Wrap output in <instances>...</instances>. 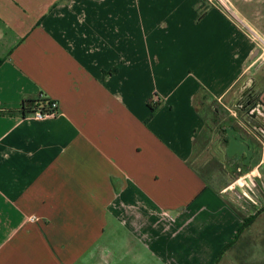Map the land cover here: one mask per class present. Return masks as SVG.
<instances>
[{"label":"crops","instance_id":"1","mask_svg":"<svg viewBox=\"0 0 264 264\" xmlns=\"http://www.w3.org/2000/svg\"><path fill=\"white\" fill-rule=\"evenodd\" d=\"M228 1L264 36V0ZM47 8L0 21V264H264L263 154L228 185L197 163L222 164L196 143L199 91L228 101L264 64L245 29L208 0ZM38 97L59 114L24 115Z\"/></svg>","mask_w":264,"mask_h":264},{"label":"rangeland","instance_id":"2","mask_svg":"<svg viewBox=\"0 0 264 264\" xmlns=\"http://www.w3.org/2000/svg\"><path fill=\"white\" fill-rule=\"evenodd\" d=\"M51 1H57V0H0V21L2 20L4 22L5 19H10L11 21H14V19H20V20H32L35 22H39L41 19L44 18L45 15H47L49 8H47V5L49 4V2ZM252 81L255 83L254 86H256V89L258 91H260L261 93V98L264 99V64H262L259 67H256V69H252L247 76H245V79L240 81L236 87H235V96L234 94L231 96L233 98H229L228 101H221V103L218 102H212L211 101V105L214 107H222L223 111L225 110L226 112H228L229 116L226 118L229 120L230 117H232V123L235 124L236 121L240 122L241 124L244 123V121L240 118V113H239V108H237V103H241L239 102L242 100V93L243 90H245L247 88V86L249 84L252 83ZM245 83V85H244ZM196 100V99H195ZM211 99H208L207 101H210ZM223 105H225L226 107H224ZM200 114L201 116H205V118L207 119L206 121L208 123L213 124L212 123V115L209 116L206 112V107H201L200 109ZM222 113V112H221ZM244 118L248 119V116H246V113L242 114ZM251 117V116H250ZM253 120L249 119L251 122H254L255 125H261L257 119H255L254 117H251ZM225 121V120H224ZM222 121V122H224ZM218 128H216V126H213V129L211 130V132L207 133V136H205V138H203L205 140V143L209 144V148H210V154H212L211 152H215V150L217 149L222 156V164H220V162L214 158H208V162L207 159L206 160H198L197 163L202 167V172L206 173V174H212L214 177H218L219 178V185H222L226 183V181L222 180L221 177L224 176V178L229 177V179L233 180V179H238L239 177H242L243 173L240 171L238 173L234 172V169L236 167L239 168V166L234 167V165H236V163L234 164H230V160H227L226 158V152L224 153V148H225V143H226V134L224 132H222L221 130H216ZM262 154L264 156V147H263V151ZM204 165V166H203ZM240 168H242V166L240 165ZM247 171V170H246ZM235 174V175H233ZM222 175V176H221ZM260 176H253L252 180L250 181L249 178L246 179V183L249 186L253 185V190L254 191H258L259 190V185L262 183L261 179H264V172H261L259 174ZM228 182V181H227ZM234 182V181H232ZM237 188V186H235ZM238 189V188H237ZM240 189V187H239ZM231 194V193H230ZM261 217H264V213ZM264 244V243H263ZM257 249H261L264 248L263 245H257L255 246ZM252 258V257H251ZM249 264H257V262L254 261H250ZM259 264V263H258Z\"/></svg>","mask_w":264,"mask_h":264},{"label":"flooded vegetation","instance_id":"3","mask_svg":"<svg viewBox=\"0 0 264 264\" xmlns=\"http://www.w3.org/2000/svg\"><path fill=\"white\" fill-rule=\"evenodd\" d=\"M254 85H255V83L252 81V83L249 84L245 90H243V93H242L243 98L241 101H239V102H242V104L237 103V108H239L238 109L240 112L239 116L244 121V123L249 125V127L251 129H253L255 132H257L261 136V138L264 139V99L261 98L260 91H258L256 89V86H254ZM243 113L247 114L246 116H248V119L243 117V115H242ZM250 116L257 119L261 125L257 126V125H255L254 122H251L249 119H251V120H253V119ZM230 127H234L236 130H238L240 132L242 137L247 139V137L244 135V133L234 123H229L223 127L224 133L226 134L225 149L229 145V139H228V134L226 133V129H228ZM232 136H235V134L232 133ZM250 140L253 144V153H252V156L250 157V159L248 161H245V159L247 157L245 152L242 151V153L240 155H237L238 150H243V148L240 146H236L234 153L230 157H227V160L231 161L230 164L231 163L232 164L240 163L242 168L244 170H247V172H248V170H250V168H252V166L250 165L251 161L255 158V156L257 154H259V157L261 158L262 151H263L261 146L258 147L252 141V139H250Z\"/></svg>","mask_w":264,"mask_h":264},{"label":"trees","instance_id":"4","mask_svg":"<svg viewBox=\"0 0 264 264\" xmlns=\"http://www.w3.org/2000/svg\"><path fill=\"white\" fill-rule=\"evenodd\" d=\"M200 15H201V13H199V16ZM208 99H211V96L203 88L199 91L198 95L196 96V100H195L197 114L203 122V129H202L201 133L199 134L198 139L196 140V143L201 145V147L206 146V144L208 143V142L205 143V140L203 138H205V136H207L208 132H211V130L213 129V126H216V128H218L216 130H221L222 132H224L223 127L229 123H232L231 121L233 119L232 117H230L229 120L226 119L229 116L228 112H226L225 110L223 111V108L221 106L220 107L212 106L211 101L213 103L217 102V101H214L213 99H211L210 101H207ZM152 103H154V104L160 103V99L157 97L156 94L153 95L152 99L147 102V105L150 108V110L154 111L156 108L152 107L153 106ZM201 107H206V112H207L208 116H209V113H210V115H212L211 120H212L213 124L210 125V123H208L206 121L207 119L205 118V116H203V117L201 116V114H200ZM36 109H40L42 112L51 111V100L49 98H46V97H38L36 99H26L23 101L22 106H21V111L24 115H30ZM222 121H224V122H222ZM234 167H235V165H234ZM227 181H226V184L228 185L229 183Z\"/></svg>","mask_w":264,"mask_h":264},{"label":"built area","instance_id":"5","mask_svg":"<svg viewBox=\"0 0 264 264\" xmlns=\"http://www.w3.org/2000/svg\"><path fill=\"white\" fill-rule=\"evenodd\" d=\"M212 6L218 7L226 14H228L234 21L240 25L242 28L245 29L247 35L250 37L252 42L255 44L256 48L259 50V57H264V36L260 33L256 32L255 30L250 29L247 27L239 16L236 15L234 12L231 3L228 0H208ZM56 110V111H55ZM55 111V112H54ZM59 114L58 111V103L57 101L51 100V111L49 112H42L40 109H36L32 114L28 115L36 120H42L48 117H55ZM38 217L32 215L29 217L30 221L37 220Z\"/></svg>","mask_w":264,"mask_h":264},{"label":"water","instance_id":"6","mask_svg":"<svg viewBox=\"0 0 264 264\" xmlns=\"http://www.w3.org/2000/svg\"><path fill=\"white\" fill-rule=\"evenodd\" d=\"M258 53H259V50L255 49V56L253 57L258 56ZM226 133L228 134V139H229V145L225 149L227 157H230L234 153L236 146H240L243 148V150H238L237 155H240L242 151L245 152L247 156L245 161H248L253 153V144L251 140L245 139L244 137H242L240 132L236 130L234 127H230L226 129ZM232 133H234L235 136H232ZM259 161H260V157H259V154H257L255 158L251 161L250 165L253 167L257 165Z\"/></svg>","mask_w":264,"mask_h":264}]
</instances>
